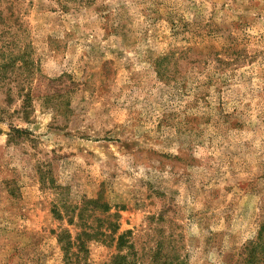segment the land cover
<instances>
[{"label": "rangeland", "instance_id": "obj_1", "mask_svg": "<svg viewBox=\"0 0 264 264\" xmlns=\"http://www.w3.org/2000/svg\"><path fill=\"white\" fill-rule=\"evenodd\" d=\"M59 237L264 264V0H0V264Z\"/></svg>", "mask_w": 264, "mask_h": 264}, {"label": "trees", "instance_id": "obj_2", "mask_svg": "<svg viewBox=\"0 0 264 264\" xmlns=\"http://www.w3.org/2000/svg\"><path fill=\"white\" fill-rule=\"evenodd\" d=\"M57 239L59 240V242H61V247H62V250L64 252V257H65V260L67 263L68 259H70V257L73 255V253L70 250V248L72 246V242H70L69 240H64V238H60V237ZM80 246L81 245L77 242V247L80 248Z\"/></svg>", "mask_w": 264, "mask_h": 264}]
</instances>
